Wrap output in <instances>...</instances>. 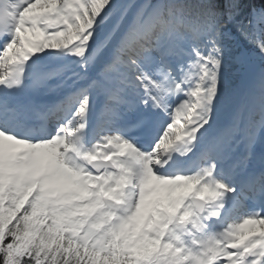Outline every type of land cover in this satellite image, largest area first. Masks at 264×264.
Segmentation results:
<instances>
[{"label":"snow or ice","instance_id":"obj_1","mask_svg":"<svg viewBox=\"0 0 264 264\" xmlns=\"http://www.w3.org/2000/svg\"><path fill=\"white\" fill-rule=\"evenodd\" d=\"M0 264H264V0H0Z\"/></svg>","mask_w":264,"mask_h":264}]
</instances>
